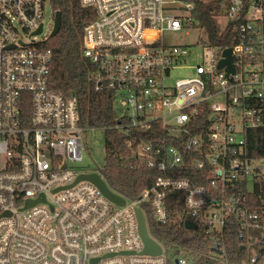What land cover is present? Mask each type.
<instances>
[{"label": "built area", "instance_id": "2783aa9c", "mask_svg": "<svg viewBox=\"0 0 264 264\" xmlns=\"http://www.w3.org/2000/svg\"><path fill=\"white\" fill-rule=\"evenodd\" d=\"M78 1L95 13L83 27L80 55L91 65L95 89L109 90L119 107L113 128L128 137L130 156L163 172L182 165L205 169L207 184L159 176L134 199L118 194L125 200L119 205L91 181H76L89 173L74 164L82 160L85 132L95 127L82 121L75 93L49 85L52 52L44 44L51 36L42 18L50 1L0 0V264H193L182 247L183 255L169 261L176 249L149 232L141 204L166 223L168 190L184 193L183 221L212 235L216 251L208 257L230 264L223 246L229 221L248 244L255 231L264 234V214L242 206L240 192L264 184V157L246 149V131L264 127V0L227 1L215 17L225 19L219 34L230 26V43L207 39L202 60L192 66L186 65L190 47L168 44L164 33L202 29L193 2ZM226 48L233 72L218 67ZM183 68L192 74L172 76ZM154 125L166 133L157 143ZM136 207L159 255L142 253ZM258 261L264 263L253 248L249 262Z\"/></svg>", "mask_w": 264, "mask_h": 264}, {"label": "trees", "instance_id": "16d2710c", "mask_svg": "<svg viewBox=\"0 0 264 264\" xmlns=\"http://www.w3.org/2000/svg\"><path fill=\"white\" fill-rule=\"evenodd\" d=\"M53 11L61 13V26L56 35L49 37L44 46L52 52L50 62L49 85L67 95L75 93L81 112L82 121L91 127H101L104 130L105 161L99 172L108 187L115 193L134 199L141 191L149 187L153 181L164 175L182 176L192 180L198 185H206L205 169L192 166H179L166 172L154 167L139 165L130 156L126 146L127 136L113 128L117 121V112L113 103V96L107 89L97 90L90 78L91 65L80 55L83 27L87 21L95 17L92 9L83 8L78 0H49ZM194 3L192 16L197 21L196 26L201 27L207 39L215 44L226 46L229 44L228 26L219 34V25L215 13L229 0H186ZM157 131L152 139L165 138L166 133L160 126L154 125ZM167 138V137H166ZM170 143L169 139H166ZM247 154L252 157H264V127L250 128L246 131ZM129 156V158H127ZM194 156V155H193ZM245 196L241 200L242 206L251 212L264 214L262 192L264 184L256 183L253 190L245 186L240 187ZM184 193L178 190L166 192V206L169 211V220L158 223L152 209L145 203L141 206L145 211L149 232L163 245L178 250L182 247L192 255L193 264H210L216 262L208 255L216 251L212 235L205 232L199 225L196 229L186 228L181 216ZM230 217L229 220H232ZM239 227L234 221H229L224 227L225 252L230 264H254L249 262L252 249L256 251L259 259H264V234L255 231L250 244L245 236L241 237ZM250 241V239H249ZM255 264H261L258 261ZM264 264V263H262Z\"/></svg>", "mask_w": 264, "mask_h": 264}, {"label": "rangeland", "instance_id": "374dc122", "mask_svg": "<svg viewBox=\"0 0 264 264\" xmlns=\"http://www.w3.org/2000/svg\"><path fill=\"white\" fill-rule=\"evenodd\" d=\"M225 9L224 7L222 8ZM218 24L220 27L224 25V16L218 15ZM43 32L50 34L53 27L51 7L45 5L44 16L42 18ZM42 36H39L41 38ZM164 39L168 44H186L190 47V56L186 57V65L192 66L202 60L203 54L206 52L207 35L203 29H188L182 28L177 31H166ZM192 74L189 68L173 70V77H183ZM215 100L223 103V96L215 97ZM117 114L120 113L118 105H115ZM85 145L82 153V160L74 164L75 169L85 172H99L105 161V145H104V130L101 127L92 128L84 134ZM100 173V172H99ZM165 254H167L165 252ZM168 255V254H167ZM183 253L173 250L170 252L169 261L174 262L175 257L182 256Z\"/></svg>", "mask_w": 264, "mask_h": 264}, {"label": "water", "instance_id": "95a60500", "mask_svg": "<svg viewBox=\"0 0 264 264\" xmlns=\"http://www.w3.org/2000/svg\"><path fill=\"white\" fill-rule=\"evenodd\" d=\"M60 26H61V13L59 11H55L54 12V24H53V28L51 30L50 36L56 35L60 29ZM40 31H41V25L38 27L36 32L38 33ZM224 56H225V58H223L219 62L218 67L226 65V71L227 72H233L234 67L231 64V55H230V49L229 48L224 49ZM80 179H86V180H89L92 183H94L102 191V193H104V195H106V197H108L110 200H112L116 204H119V205L124 204V201H125L124 198L119 196L115 192H113L107 186V184L103 181V179L100 177V175L97 172H89V173H85V174H80L77 177L76 181H78ZM41 199H43V196H41ZM35 201L36 200H33L31 202L28 201L27 205H30V203H34ZM135 212H136V216H137V220H138L139 234H140L141 239L143 241L142 253L151 254V255H159L161 252V247L153 238H151L149 236V234L147 232L143 213L141 212L140 208H138V207L135 208ZM184 225L186 228H190V229H196L197 228V224L191 220H185ZM210 264H213V263L210 262Z\"/></svg>", "mask_w": 264, "mask_h": 264}]
</instances>
